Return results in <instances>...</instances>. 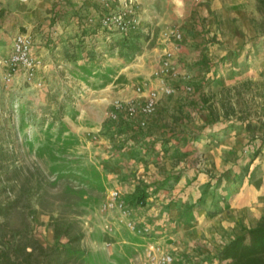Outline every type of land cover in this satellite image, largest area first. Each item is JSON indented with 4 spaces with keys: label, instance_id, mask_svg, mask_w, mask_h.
I'll return each mask as SVG.
<instances>
[{
    "label": "rangeland",
    "instance_id": "obj_1",
    "mask_svg": "<svg viewBox=\"0 0 264 264\" xmlns=\"http://www.w3.org/2000/svg\"><path fill=\"white\" fill-rule=\"evenodd\" d=\"M3 1H19L18 7L12 8L22 10L25 17L38 10L28 6L29 0ZM140 5L143 9L139 31L144 37L135 47L128 50L116 46L108 48L111 40L101 37L95 47L97 54L92 59L81 55L75 62L51 67V71L41 69V66L37 71V81L42 82L41 86L28 81L22 72L7 84L4 81L5 69L0 67V142L9 147L10 159H15L19 166L16 176L9 174L10 180L6 179L0 185V189L4 185L8 188L7 192L0 193L2 200H17L9 216L6 219L0 217V247L5 245L3 242L22 245L30 238L44 246H52L55 243L53 220L61 219L73 223L74 230L84 233L81 245L89 251L88 264H142L146 240L119 223L118 214L110 216L115 222V232L108 234L104 230L100 206L108 189L118 187L117 183L127 180L122 170L131 159L127 157L121 161L123 153L117 155L122 150L115 146L117 141L108 136L109 128L116 124L108 123L107 115L115 99H130L136 88L150 78L167 49L174 51L179 71L188 73L195 84L202 86V91L196 89V95L191 99L185 97L182 87L177 85V94L173 97L179 105H170L163 98L155 115L164 124H172L175 130L179 127L181 133H185L180 154L183 166L195 168L196 175L189 181L198 189L197 201L202 210L212 209L214 204L221 208L231 207L232 199L222 189L223 171L229 164L242 176L245 172H252L250 184L248 182L250 188L255 186V172H264V159L259 158L256 166L252 162L253 157L264 156V48L255 51L250 47L248 52H242L241 59L243 64L247 63L250 74L235 79L233 70L234 74H228L231 82L220 83L219 90L212 91L213 83L207 84L201 79L196 81V74L183 71L187 66H194V60L199 56L190 55V61L187 60V65L181 68L179 65L183 62L177 53L178 43L166 40L167 32L179 29L185 33V41L181 43L188 42L185 46L193 48L189 54L197 52L194 44L189 45L194 20L190 14L194 12L191 3L184 0H147ZM250 20L255 29L264 31V18L256 19L251 15ZM248 45H251L250 41ZM5 51L2 56L9 55L11 49L8 47ZM205 53L201 56L208 54L213 57L212 61L223 58L221 51L218 55L210 51ZM236 63L240 61L236 60ZM246 81L253 84L247 86L244 84ZM203 94H215L213 102L219 110H222L223 99H226V104L232 103L238 111L231 118L234 124L230 126L224 119L218 123L209 122L208 113L202 107ZM180 105L195 108L196 114L178 110ZM241 113L247 117V124L237 121ZM150 127L142 131L149 134ZM215 127L221 128L213 130ZM229 127L232 130L223 132ZM244 158L248 159L245 164ZM139 181L148 183L145 179ZM210 182L218 186L217 196L209 193L211 190L207 185ZM27 188L33 189L29 197L23 195ZM257 201L264 202V199L256 196L254 203ZM148 202L145 201V204ZM146 206L143 208L147 209ZM140 208H134L133 212V218L139 224H155L161 221L163 212H169L163 205V209L148 216V212H141ZM259 211L255 206L252 217ZM213 212L210 210L209 214ZM166 228L161 223L160 233L155 239L176 256L177 262L180 255L187 254L196 261L194 264H200L199 261L203 260L200 256L206 250V242L201 240L206 234L198 242L186 243L177 252L173 250L177 247L176 242L170 238L174 232L172 228L165 232ZM65 242L66 239L61 240V244Z\"/></svg>",
    "mask_w": 264,
    "mask_h": 264
},
{
    "label": "crops",
    "instance_id": "obj_2",
    "mask_svg": "<svg viewBox=\"0 0 264 264\" xmlns=\"http://www.w3.org/2000/svg\"><path fill=\"white\" fill-rule=\"evenodd\" d=\"M35 1H37V4H35ZM137 1L139 4L147 2V0ZM172 1L174 0H167V2ZM184 1L186 3L190 2L192 10H194L190 13L194 20L190 28L192 39L190 38L189 45L194 44L197 52L189 54L190 49L193 50V48L189 49L185 46L188 42L178 43L176 46L177 53L183 62L179 67L184 68L187 65V60L190 61V55H198L199 57L194 60L195 65L191 64V67L187 66L183 71L196 74L198 76L195 79L196 81L204 80L206 70L201 68L200 61L204 59V56L201 55L206 54L205 51L215 52L217 55L221 51V57L239 51L238 60L240 63L237 64L236 61L234 64L233 61L222 62L218 72L219 78L212 84L211 90L217 92L220 83L225 85L231 82L228 74L229 72L234 74L233 70H235V79L244 74H250L248 73L250 68L246 62L243 64L241 54L244 51L248 52L250 47L255 51L264 48V31L255 29L250 20L251 15L255 16L256 19L264 18V6H260L259 9L260 0ZM19 4V1L0 0V56L3 55V52H6L5 50L8 47L11 49L14 36L22 30L33 36L35 40L34 56L41 62V66H43L41 69L49 71H51V67L57 65L61 67L69 63V60L65 59L64 53L70 48V50H79V37L83 28L90 29L87 24V16L95 17L98 20L96 11L100 9L97 0H83L81 2L75 0H29L28 6L31 5L32 9L38 8V10L32 11L29 16L25 17L22 10L12 8V6L18 7ZM140 7L143 9L141 5ZM83 22H85V25L82 24ZM248 41L251 42V45H248ZM212 58L210 57V59ZM172 81L176 84L178 80L174 79ZM201 91L202 89L199 92ZM136 97H138L137 92L130 98ZM164 98H166V103L170 105H179L176 97ZM177 109L185 113L189 112L190 115L196 114V109L191 106L180 105ZM221 119L224 118L221 117ZM225 123L230 124V126L234 124L233 121ZM149 125H151L148 131L149 134L145 133L146 138L144 141L142 136L132 138V131L122 135L121 138L125 139L126 142L122 152L117 153V155L123 153L120 160L125 161L131 152L137 150L142 151L141 155L143 157H141L143 159L140 158L136 161L130 159L129 164L126 162L128 166L124 167L122 171L127 180L117 183V188L128 198H132L139 179H145L148 184L154 185V183H159L164 179L170 183L172 179L180 176L181 180L178 183L173 187L161 189L157 193L158 198L155 200L151 198L147 203V209L140 208V211H147L148 216H151L156 214L158 210L163 209V205L166 206L169 212H163L162 219L158 223L161 222L163 226H167L164 229L165 232L172 228L174 234L170 238H174L177 246L173 250L181 251L187 245L186 243L189 242V245H191L192 242H198L206 234V237L201 240L206 242V250H202L204 255L200 257L209 259V261L215 260L223 245L237 235L244 233L247 228L255 227L264 217V202L257 201L254 203L256 196L264 199V183L262 182L264 181V172H260V170L255 172L257 174L255 184L253 183L255 186L250 188L248 182L250 184L249 177L252 172H245L242 176L239 171L233 170L232 165L229 164L223 171V176L227 180H223L222 189L224 192L231 194L228 197L232 199L231 207L221 208L220 205L214 204L212 209H209V207L207 210H202L197 201L199 197L198 189L194 186V183L189 181L196 175L195 168L183 166L180 152L183 150L184 142L181 138L175 136H183L185 133H181L179 127L175 130L172 124H164L158 116L152 117ZM218 128L221 127H215L213 130ZM182 129L184 128L182 127ZM226 130L224 129L223 132H228L232 128L229 127ZM147 150L148 152H146ZM259 158L264 159V156L253 157L252 162L255 163V166L256 163L260 162ZM247 161V158L243 159L244 164ZM132 163H135V165ZM190 182L191 185H188ZM235 184H239V190L231 193L230 189ZM227 185L230 187H227ZM205 189L206 187H204ZM209 189L211 190L209 193L213 196L217 195L215 185L211 184ZM223 191L221 192L223 193ZM237 197H239V200ZM255 206L260 211L254 214L255 217H252ZM210 210H214L213 214H209ZM220 242H224V244L221 245ZM179 258H182V260L191 259L187 254L180 255ZM181 263L184 264L183 261Z\"/></svg>",
    "mask_w": 264,
    "mask_h": 264
},
{
    "label": "trees",
    "instance_id": "obj_3",
    "mask_svg": "<svg viewBox=\"0 0 264 264\" xmlns=\"http://www.w3.org/2000/svg\"><path fill=\"white\" fill-rule=\"evenodd\" d=\"M260 6H264V0L259 1V9ZM82 24L85 25V22ZM103 36L104 37L102 39L107 36L110 37L111 43L108 48L116 46L123 47L128 50L129 48H132V46L135 47L144 37V34L139 31L135 34L122 36L117 32L106 30L104 31ZM100 39L101 37L97 34V31H92L91 29H86L84 27L79 37V50L68 49L64 53L65 59L75 62L80 59L79 56L81 55L83 58L92 59V57L97 54L95 47L96 43H98V40ZM104 41L106 42V40ZM239 54V51H234L224 56L222 60L218 59L216 61H212L208 54L205 55L204 59L201 61V68L206 70V78L204 79L205 82L207 84H212L217 81L219 78L218 72L220 71L221 63L225 61H233L235 63L240 56ZM244 84L249 86L253 83L252 81H246ZM194 86L197 91H200L202 87L195 83ZM223 90H226V88L223 87ZM214 97L215 94L202 95V107L208 113L207 117L209 122L218 123L221 120V117L226 121H231L232 116H236L238 114L236 107L230 102L226 104V99H223L221 102L222 110H219L214 105ZM52 120H54V118H52ZM247 120L248 119L244 113L237 116V121L239 123L247 124ZM131 131L134 136H132V138L142 136L144 138L142 140H145L146 134L141 129L132 123L124 121L116 124L115 126H111L109 128L108 136L110 139L117 141L115 146L120 147V150H122L124 149L126 140L121 137ZM175 136H177V138H181V140H185L183 136ZM9 152V147L5 146V144H1L0 142V185H3L6 179L10 180L8 177L9 174L12 173L16 176L19 171V166L17 165L15 159H10L11 156L9 155ZM141 152L142 151L139 150L135 152L133 151L128 157L136 161L137 159L143 157ZM146 152H148V150ZM224 179L226 178L224 177L222 180ZM180 180L181 177L178 176L172 179L170 183L164 179L159 183H154V185L138 181V183H136V190L133 197L128 198L125 195V199L134 212V208L136 207L143 208V206L147 204H145V201L148 202L151 198L155 200L158 197L157 193L161 189L173 187V185L178 183ZM211 184L212 183L210 182L207 186L210 188ZM228 186L229 185H227V187ZM1 188L0 193L8 191L6 185ZM237 190L238 185L235 184V186L230 189V192L232 193ZM32 191V188H27V190L25 189V191H23V195L25 194L29 197L31 196ZM227 194L231 195L229 192H227ZM219 197H221V195H219ZM222 198L226 199L224 196ZM15 202H17V200L6 201L0 198V217L6 219L12 208L15 206ZM152 225H154L157 234L160 233L161 223L156 222ZM74 228V224L71 222H64L61 219L53 220V237L55 239V243L52 246H44L40 241L33 238L28 239L25 244L16 246H13L11 242H3L5 245L3 248L0 247V264H88L89 251L81 245L84 233L80 230H74ZM63 239H66V242L61 244V240ZM1 242L2 241L0 239V244H2ZM191 260L193 261V264L196 262L193 259H190L187 262H184V264H192ZM199 262L200 264H264V217L255 227L247 228L244 233L237 235L235 238L223 245L221 250L217 253L215 260L209 261L208 259H203Z\"/></svg>",
    "mask_w": 264,
    "mask_h": 264
},
{
    "label": "built area",
    "instance_id": "obj_4",
    "mask_svg": "<svg viewBox=\"0 0 264 264\" xmlns=\"http://www.w3.org/2000/svg\"><path fill=\"white\" fill-rule=\"evenodd\" d=\"M97 1L100 6L97 10L98 20L87 16V24L92 31H97L100 37H104L103 33L106 30L117 32L122 36L139 32L142 25V12L137 0ZM105 39L110 40V37L107 36ZM166 40L175 43L184 42L185 33L173 28L166 33ZM34 47L35 40L30 33L18 32L14 36L10 54L0 57V67L5 69V83L12 82L15 75L22 72L28 81L36 82L38 86L42 85L41 81H37V71L41 67V62L34 56ZM177 65L174 51L167 49L158 68L150 78L136 88L138 97L126 100L115 99L112 102L111 110L107 115L108 123L118 124L124 121L136 125L141 130H146L150 119L158 113L161 100L177 94V85L182 87L185 97L194 98L196 89L193 78L188 73H181ZM174 79L178 81L172 85L169 81ZM125 198L124 193L117 187L108 189L105 200L100 206L104 219V230L108 234L115 232V222L110 219V216L116 213L119 223L146 240L142 264L187 262L188 260H182V258L177 262L176 256L155 239L158 234L154 225L139 224L133 218V209Z\"/></svg>",
    "mask_w": 264,
    "mask_h": 264
}]
</instances>
